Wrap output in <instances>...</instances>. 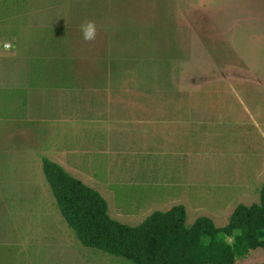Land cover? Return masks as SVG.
Here are the masks:
<instances>
[{
	"label": "rangeland",
	"instance_id": "1",
	"mask_svg": "<svg viewBox=\"0 0 264 264\" xmlns=\"http://www.w3.org/2000/svg\"><path fill=\"white\" fill-rule=\"evenodd\" d=\"M260 155L264 0H0V264H132L81 244L44 157L121 223L182 204L224 227Z\"/></svg>",
	"mask_w": 264,
	"mask_h": 264
},
{
	"label": "trees",
	"instance_id": "2",
	"mask_svg": "<svg viewBox=\"0 0 264 264\" xmlns=\"http://www.w3.org/2000/svg\"><path fill=\"white\" fill-rule=\"evenodd\" d=\"M42 170L61 215L81 244L132 264H235L251 250L264 248V184L259 202L238 204L224 227L206 216L188 224L182 204L154 211L131 226L113 219L100 192L60 164L44 157Z\"/></svg>",
	"mask_w": 264,
	"mask_h": 264
},
{
	"label": "clouds",
	"instance_id": "3",
	"mask_svg": "<svg viewBox=\"0 0 264 264\" xmlns=\"http://www.w3.org/2000/svg\"><path fill=\"white\" fill-rule=\"evenodd\" d=\"M80 30L85 41H92L96 38L97 26L94 21H85L80 25Z\"/></svg>",
	"mask_w": 264,
	"mask_h": 264
},
{
	"label": "crops",
	"instance_id": "4",
	"mask_svg": "<svg viewBox=\"0 0 264 264\" xmlns=\"http://www.w3.org/2000/svg\"><path fill=\"white\" fill-rule=\"evenodd\" d=\"M263 158V159H262ZM263 160V164L260 163V170L258 172H256V175H260L264 178V157H262V155H260V160Z\"/></svg>",
	"mask_w": 264,
	"mask_h": 264
}]
</instances>
